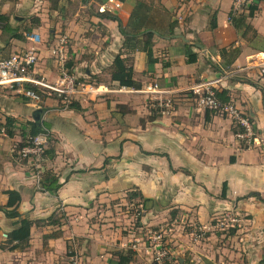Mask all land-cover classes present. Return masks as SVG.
Instances as JSON below:
<instances>
[{
	"label": "crops",
	"instance_id": "0c3cea01",
	"mask_svg": "<svg viewBox=\"0 0 264 264\" xmlns=\"http://www.w3.org/2000/svg\"><path fill=\"white\" fill-rule=\"evenodd\" d=\"M137 1H121L120 10L103 13L108 0H61L57 8L51 0H0V15L23 36L3 33L0 22V58L36 48L37 77L55 83L69 75L101 88L77 98L80 110L61 105L55 95L31 100L0 89V126L9 118L15 132L10 137L0 129V264H70L71 253L80 264H117L127 254L129 264H154L146 236L152 229L164 231L178 264L264 259V76L258 68L264 57V0L248 20L256 35L245 37L229 21L236 0H155L153 9L165 8L178 25L173 36L155 37V63L144 52L131 55L140 86L134 89L111 79L123 37L118 22L106 16L126 25ZM250 4L241 12L248 15ZM214 17L217 26L210 29ZM62 40L58 59L52 50ZM234 48L240 54L226 67L228 58L219 50ZM189 54H197V62L188 63ZM220 79L216 90L255 128L251 147H241L230 116L198 110L186 97L173 115L161 116L142 93L133 92L153 82L181 91ZM35 120L46 126L54 153L40 172L17 156L21 128ZM45 172L59 178L57 192L42 189ZM10 190L21 196L14 218L4 212L12 210L6 207ZM128 195L144 202L138 221L120 208L131 202ZM226 213L239 215L241 224L215 229ZM25 219L33 223L28 242L10 244L9 235ZM125 225L132 226L127 233Z\"/></svg>",
	"mask_w": 264,
	"mask_h": 264
},
{
	"label": "built area",
	"instance_id": "2783aa9c",
	"mask_svg": "<svg viewBox=\"0 0 264 264\" xmlns=\"http://www.w3.org/2000/svg\"><path fill=\"white\" fill-rule=\"evenodd\" d=\"M250 2L251 0H236L234 11L241 13V7ZM121 7V1L108 0L107 4L101 6L100 11L103 13L116 12ZM65 45L66 41L62 40L58 48H53L52 54L58 59L62 58V48ZM38 61L39 55L36 48L25 49L8 57L0 58V89L11 91L31 100H41V96L36 92V89H39L45 94L55 95L59 103L67 107L74 103L78 97L84 98L86 95L101 92V88L80 84L75 77L69 75L55 83L47 82L45 79L37 77L36 66ZM258 68L264 76V57L260 59ZM219 82L221 79L203 81L181 91L164 89L158 82H153L147 88L133 90V92L142 93L151 110L161 116L173 115L182 97L190 99L198 110L230 116L234 123L243 129L236 135L237 139L244 142L247 147H251L256 140L253 124L249 117L241 113L231 101L226 102L217 97L215 85ZM44 131L46 132L30 137L26 145L20 148L17 153L21 161L29 162L38 172L43 169L44 155L49 144V132L45 128ZM136 204L137 214L135 213V217L139 220L145 214V205L143 200H138ZM241 222L242 218L239 215L226 213L216 220L215 229L236 228ZM195 231L200 234L203 229L195 227ZM146 236L153 248L154 264H178V261L167 248L162 229L149 230ZM71 254L70 264H80L78 256L74 253Z\"/></svg>",
	"mask_w": 264,
	"mask_h": 264
},
{
	"label": "trees",
	"instance_id": "16d2710c",
	"mask_svg": "<svg viewBox=\"0 0 264 264\" xmlns=\"http://www.w3.org/2000/svg\"><path fill=\"white\" fill-rule=\"evenodd\" d=\"M61 0H51L52 7L57 8V3ZM85 1V0H83ZM125 1V0H120ZM261 0H252V4L248 7V15L245 13H237L232 9L229 13V21L232 26L239 32L243 37H245L250 32H253V35H256L253 27L248 23V20L254 17L256 11H258L257 2ZM107 18L117 21L120 34L123 37V44L120 53L115 57L113 64L110 68V75L112 81L117 82L121 87L140 89V86L136 82L134 78V68L132 65L133 58L132 54L136 52H144L147 56L149 63H155L157 60L154 58L153 47H154V39L156 36L159 37H170L174 35V29L178 25L176 21H172V15L169 14L167 10H155L151 5L147 2L138 0L135 7L133 8L130 18L126 25H124L121 19L118 16H106ZM8 18L6 16L0 15V22L4 25L1 27L3 33L10 32L13 38L18 40H23V36L17 33V30H13L8 23ZM217 26L216 17L211 22L210 29H214ZM220 55L225 60L224 64L226 67L232 65V63L236 60V58L240 54V50L238 48L234 49H221L219 50ZM198 56L197 54H189L187 56V62L192 64L197 62ZM36 92L41 96L47 95L43 93L41 90L36 89ZM216 95L219 99L223 101H230L224 91L216 90ZM57 98V97H56ZM61 104V103H60ZM63 105V104H61ZM68 108L80 110L78 106H76L75 102L70 104ZM46 127L40 120H35L32 122H27L21 128V136L22 142L19 144L18 149L22 148L26 145V142L30 137H35L44 131ZM0 129H4V131L8 134V136L13 137L15 135L14 132V121L11 119H7L6 123L0 126ZM235 135L239 132L243 131V129L234 124L233 127ZM255 130V128H254ZM256 133V132H255ZM242 148H247L244 142H240ZM45 159L53 158L54 153L53 150L47 149L45 151ZM232 161L233 158H232ZM41 187L43 190L57 192L62 184L59 183V178L53 174H46L42 176ZM227 185L225 184L222 191V197H226ZM8 202L6 207L11 208L12 210H4L5 214L8 217H18L19 216V206L21 203V196L15 190L7 191ZM134 195H128L129 201L134 204L135 200ZM143 199V198H142ZM33 226V223L29 220H22L20 222L19 228L15 229L9 235L10 244L18 241L23 242L24 244L28 242L30 238V231ZM235 230H232L233 234ZM16 249V246L10 248V250ZM72 255V254H71ZM131 261V255H121L120 260L117 264H129ZM261 264H264V259Z\"/></svg>",
	"mask_w": 264,
	"mask_h": 264
},
{
	"label": "rangeland",
	"instance_id": "374dc122",
	"mask_svg": "<svg viewBox=\"0 0 264 264\" xmlns=\"http://www.w3.org/2000/svg\"><path fill=\"white\" fill-rule=\"evenodd\" d=\"M155 0H150V2H151V6H153L154 5V2ZM158 10H165V8H163V9H159V8H157ZM169 14H171V13H169ZM172 15V14H171ZM12 53H9L6 57H8V56H10ZM3 91H5V90H3ZM129 202H127V204L126 205H124L123 207H120V208H122V210L123 211H125V213H132V214H137V204L134 202V204L135 205H130V204H132V202H130L129 204H128ZM134 218H135V221L137 220L138 221V219L134 216ZM135 226V225H134ZM125 228H127V230L126 231H124V232H128V230H129V228L131 229L132 228V226L131 225H125Z\"/></svg>",
	"mask_w": 264,
	"mask_h": 264
}]
</instances>
